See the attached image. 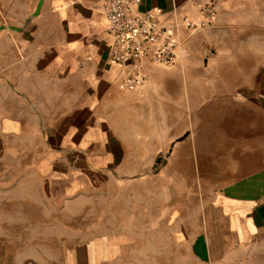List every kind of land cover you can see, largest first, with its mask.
<instances>
[{"label": "crops", "instance_id": "0c3cea01", "mask_svg": "<svg viewBox=\"0 0 264 264\" xmlns=\"http://www.w3.org/2000/svg\"><path fill=\"white\" fill-rule=\"evenodd\" d=\"M234 1L141 0L137 9L161 8L163 21L171 23L174 16L197 20V7L210 2L216 15L209 30L224 25L223 9ZM106 5L107 0H49L44 10L52 18L50 45L35 37L20 42L19 56L13 48L8 56L0 54V264H264L262 122L246 123L240 144L232 137L227 141L230 179L212 190L216 195L205 203L203 222L191 221L205 224V230L179 231L185 240L173 255L169 244L156 254L139 243L154 240L156 224L163 226V239L171 238L170 203L157 207L156 217L153 197L120 210L116 204L114 218L101 203L108 198L101 197L97 222L122 229L76 230L75 217L82 224L95 219L85 213L91 187L76 178L126 175L120 161L151 159L148 145L154 146L161 112L169 128V98L118 89L124 70L108 61ZM202 32L189 37L185 49L195 46ZM181 33L186 36L187 30ZM44 49H51V56L44 57ZM63 63L66 72L59 71ZM134 108L141 112L133 114ZM259 109L264 112V105ZM153 189L131 186L126 192ZM59 198L66 202V217L59 216ZM136 226L143 227L141 233Z\"/></svg>", "mask_w": 264, "mask_h": 264}, {"label": "rangeland", "instance_id": "374dc122", "mask_svg": "<svg viewBox=\"0 0 264 264\" xmlns=\"http://www.w3.org/2000/svg\"><path fill=\"white\" fill-rule=\"evenodd\" d=\"M39 1L0 0L1 56H8L12 48L19 56L20 42L35 37L40 38L44 47L50 45L52 18L44 10L49 0H43L38 9ZM223 13L224 25L198 34L195 46L186 48L177 63L150 65V78L136 92L149 90V95L153 94L151 97L156 100L170 99L169 128L161 112L154 138H145L154 141L153 147L148 145L147 156L151 159L120 161L118 165L127 169L126 175H118L115 171V176L107 178L96 173L76 178V182L79 180L91 187L87 194L90 196L89 209L85 213L95 218L91 224H82L78 222L79 216L75 217L77 231L99 233L122 229L121 225L100 226L97 222L99 198L105 196L108 199L100 202L103 205L106 202L108 210L111 208L112 218L116 204L120 210L123 206L131 207L132 202L134 206H141L153 197L157 217V207L170 203V241L163 239V226L156 224L154 240L139 242L156 254L168 244L172 255L175 250L182 249L185 238L179 237V231L205 230V224L193 225L191 221L203 222L205 203L216 195L212 190L230 179L226 171L233 160L225 151L227 141L232 137L234 143L240 144L246 136V123L254 122L257 127L264 123V112L259 109L264 105V77L261 74L264 72V0L227 2ZM43 52L44 57L51 56V49ZM59 67L60 72L64 71L62 69L67 71L64 63ZM92 99L98 100V96ZM135 109L133 114L141 112ZM131 130L142 132L140 128ZM118 165L111 168L118 170ZM146 185L154 188L153 193L126 192L131 186ZM65 204L59 198L60 217L67 216L62 207ZM136 228L137 232H142V226ZM10 248L12 253L15 252L13 245ZM1 253L0 248V260Z\"/></svg>", "mask_w": 264, "mask_h": 264}, {"label": "built area", "instance_id": "2783aa9c", "mask_svg": "<svg viewBox=\"0 0 264 264\" xmlns=\"http://www.w3.org/2000/svg\"><path fill=\"white\" fill-rule=\"evenodd\" d=\"M141 0H107L105 15L111 35L108 61L121 66L124 77L119 84L120 92L137 91L150 78V65H173L185 50L189 37L210 27L215 18L213 3L197 7V20L174 16L165 23L161 8L140 11ZM182 28L187 30L183 36Z\"/></svg>", "mask_w": 264, "mask_h": 264}, {"label": "water", "instance_id": "95a60500", "mask_svg": "<svg viewBox=\"0 0 264 264\" xmlns=\"http://www.w3.org/2000/svg\"><path fill=\"white\" fill-rule=\"evenodd\" d=\"M42 1H43V0H40V1H39V4H38V9H39V8H40V6L42 5Z\"/></svg>", "mask_w": 264, "mask_h": 264}, {"label": "bare ground", "instance_id": "6f19581e", "mask_svg": "<svg viewBox=\"0 0 264 264\" xmlns=\"http://www.w3.org/2000/svg\"><path fill=\"white\" fill-rule=\"evenodd\" d=\"M109 78H110V77H109ZM245 188H246V187H245ZM237 189H238V187H237ZM243 190H245V189H243ZM243 190H242V191H243ZM238 192H239V191H238ZM240 192H241V191H240ZM245 192H246V191H245ZM242 194H243V193H242Z\"/></svg>", "mask_w": 264, "mask_h": 264}]
</instances>
